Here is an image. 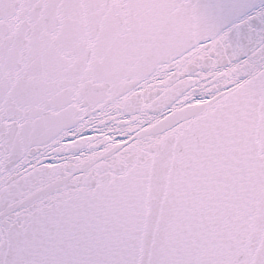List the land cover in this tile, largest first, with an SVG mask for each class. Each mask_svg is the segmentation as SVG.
<instances>
[{
	"label": "snow or ice",
	"instance_id": "obj_1",
	"mask_svg": "<svg viewBox=\"0 0 264 264\" xmlns=\"http://www.w3.org/2000/svg\"><path fill=\"white\" fill-rule=\"evenodd\" d=\"M0 264H264V0H0Z\"/></svg>",
	"mask_w": 264,
	"mask_h": 264
}]
</instances>
